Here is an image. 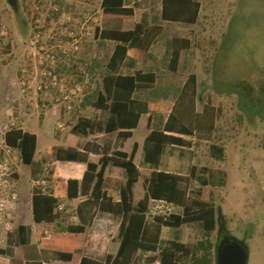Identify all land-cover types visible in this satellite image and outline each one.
I'll use <instances>...</instances> for the list:
<instances>
[{"label": "rangeland", "instance_id": "rangeland-1", "mask_svg": "<svg viewBox=\"0 0 264 264\" xmlns=\"http://www.w3.org/2000/svg\"><path fill=\"white\" fill-rule=\"evenodd\" d=\"M125 1L133 9L131 16L104 14L101 0H17L16 12L7 0H0V203L11 201L9 193L16 194L9 226L5 227L4 212L0 211V249L6 251L0 255V264H18L25 258L27 248L20 244L17 229L20 224L29 226L33 222L29 206L31 193L38 186L36 182L44 181V190L56 196L62 205V210L56 209L57 223L41 225L40 234L57 232L58 222L73 223L72 215L79 200L67 199L66 181L79 178L85 167L56 161L55 149H83L95 140L111 144L114 139V136L95 139L76 135L72 127L80 117L93 118L94 112L84 105V100L101 88L102 74L114 46L111 42L99 43L94 29H130L144 13L151 20L160 9L159 0ZM197 1L200 11L195 24L161 22L164 33L154 47L160 60L147 61L142 66L162 68L161 83L169 87L168 100L172 104L176 103L175 84L190 73L196 75L195 106L198 111L205 105L214 108L216 118L211 131L194 129L186 139L192 146L199 178L208 183L203 187L199 178L190 179L187 191L191 195L197 190H209L207 197L213 200L215 211L224 216L226 226L237 234L242 225L246 264H264V123L258 120L250 125L238 123L233 94L244 86L250 87L255 95L261 88L264 91V0ZM84 23L89 34L83 35L77 51L65 46L64 54L57 45H61L60 41L66 44L71 32H78ZM1 30L6 34L2 35ZM173 36L190 41V47L181 52V67L176 73L168 71L163 63L165 42ZM51 47L54 79L42 75L45 62L40 58ZM138 54L145 56L142 52ZM260 98L264 99V94ZM12 127L34 132L38 138L37 153L29 166L21 162L18 151L8 150L3 143L5 128ZM146 135L144 118L124 146L130 152L134 143L140 145L138 164ZM212 145L224 150L222 159L210 154ZM167 150L175 154L164 155L170 165L185 162L187 151ZM179 152L183 157L177 156ZM97 158L93 156L94 160ZM141 172L142 177L134 187V206L142 196V181L148 174L144 167ZM105 176L106 191L117 197L118 187L124 181L121 170L109 166ZM19 204L25 211L21 216L16 212ZM151 208L156 213L165 210V207ZM114 225L116 233V222ZM216 227L211 235L213 243ZM169 230L174 235L182 230L181 239L186 244H193L201 236L193 224ZM41 235L37 237L40 239ZM163 235L164 242L173 238L169 231Z\"/></svg>", "mask_w": 264, "mask_h": 264}, {"label": "trees", "instance_id": "trees-1", "mask_svg": "<svg viewBox=\"0 0 264 264\" xmlns=\"http://www.w3.org/2000/svg\"><path fill=\"white\" fill-rule=\"evenodd\" d=\"M104 14L131 16L133 9L125 0H101ZM200 11L197 0H161L158 14L151 20L143 14L132 29H95L99 43L114 42L115 46L108 57L105 71L101 78V89L84 100V105L94 101V107L100 111V117H80L72 127V133L88 136L95 133L114 134L113 146H100L87 143L78 150L74 147L56 148V161L78 162L85 164L80 180L66 181V196L72 200L82 197L75 211L80 224L61 227L56 232H48V238L39 245L40 256L49 261L74 262L80 252L82 234L91 220L94 211L121 216L119 225V247L115 254L106 255L104 262L82 256L79 264H146L158 261L160 264H213V242L211 235L216 227V211L213 200L207 197L209 190H197L188 195L187 185L194 178L196 167H192L188 176H181L163 171H152L144 181V195L136 206L132 205L133 186L140 178V172L133 159L137 149L134 144L128 154L118 147L132 136V130L138 125L142 114L149 113L147 126L150 132L144 139V162L157 166L163 149L167 145L187 146L190 143L173 135H190L192 130L211 131L216 118L214 108L203 106L200 113L195 112L197 77L190 73L184 86L179 90L175 104L169 100H160L155 96L142 101L137 91L153 88L156 76L151 71L144 74L121 75L118 69L126 57L127 49L151 57V47L164 33L161 22L195 24ZM190 47L186 38L171 37L165 42L163 63L170 72H177L181 67V52ZM146 84V85H145ZM145 85V86H144ZM153 116V117H151ZM166 119L164 121V117ZM163 131L167 132L164 133ZM4 141L10 148L17 149L24 165L32 163L37 147V136L21 128L12 127L4 134ZM210 154L216 159L224 157V150L218 146L209 147ZM99 154L98 163L88 159L87 152ZM113 166L124 172L125 182L118 187V200L106 191V169ZM203 187L207 180L199 178ZM164 200L180 208L179 212L166 217L155 215L147 224L146 213L149 200ZM31 213L34 223L56 224L58 199L49 192L34 189L31 193ZM193 224L198 227L201 236L193 244L171 242L168 246L159 239L161 227L178 228ZM23 227L18 228L23 236ZM147 252L153 253L143 257ZM6 251L0 249V255ZM12 253V252H11ZM11 258L13 254H10ZM14 263V260H13Z\"/></svg>", "mask_w": 264, "mask_h": 264}, {"label": "crops", "instance_id": "crops-1", "mask_svg": "<svg viewBox=\"0 0 264 264\" xmlns=\"http://www.w3.org/2000/svg\"><path fill=\"white\" fill-rule=\"evenodd\" d=\"M160 1L161 0H159V5H160ZM178 24H184V23H178ZM184 25H190V24H184ZM130 29H132V28H130ZM111 43H113V45L115 46L114 42H111ZM156 44H157V42H156ZM156 44H154L151 47V49H150L151 57H148L146 55L145 56H141L140 54L137 53V50H135L133 48L127 49L126 57L122 61L121 65H120V67L118 69V73L121 74V75H132V76H134L136 74H144V73H147V72H150V71L153 74H155L156 82H155L153 88H146V89H142V90H139V91L136 92L137 96L142 101H145L148 97H151V96H155V97L159 98L160 100H165V99L168 100V96L170 94L169 93V89H168L169 87H167L166 85H163V83H161L162 68L159 67V66L153 65V66H149L147 69H144L143 66H142V64L143 63L145 64L147 61L158 62L160 60V57L154 54V47L156 46ZM114 46H113V49H114ZM113 49H112V51H113ZM112 51H111V53H112ZM111 53H110V55H111ZM186 79L184 81H180V82H177L175 84L174 87H175V90H176L177 94H178L179 90L184 86ZM176 98H177V96L175 97V99ZM196 102H197V99H196ZM93 103H94V101H92V103H90L88 106L94 112V115L92 117L95 118V119H98L100 117V111L97 110L94 107ZM196 106H197V104H196ZM196 106H195V112L196 113H200L201 111H198ZM151 117H153V116H151ZM144 118L146 119V128H147V135H148V133L150 132V128L147 126V122H148V120L150 118V114L149 113H144V114L141 115V117L139 119V122H138V125H139L140 121L143 120ZM165 119H166V116L164 117V121H165ZM138 125H137V127H138ZM135 129L132 130V136L130 138L133 137ZM163 132L167 133L165 131H163ZM31 133H34V132H31ZM173 135L178 136L180 138H183L184 140H186L187 137H188L187 134H181V133H173ZM88 136H92L95 139L97 137H106L107 138L109 136H114V139H113L111 144L101 143L99 140H95L94 141V143L96 145H98V146L101 145L102 147L110 146V145L113 146L114 143H115V139H116V133H114V134L95 133V134H90ZM130 138H128L126 141H124L122 144H120L118 149L129 154L132 151V149H131L130 152H127V151L124 150V146H125L126 142ZM134 144L137 145V149H136L133 161H134L135 165L137 166V168H138V170L140 172V178L142 177V172H141L142 171V167H144V169L148 173L143 178V181H142L143 183L149 177V175H150V173L152 171H163V172H169V173L176 174V175L188 176L190 171H191V168L193 166L196 167L194 165V162H193V159H192V154H191L192 146H190V145H187V146L167 145V146H165L164 149H163L162 155L160 157V161H159L158 165L154 167V166H151L148 163L144 162V159H143L144 158V141H143V145H142V153H141L140 162H139V164L136 163V157L140 154V148L141 147H140V145L138 143H134ZM62 148H67V147H62ZM169 148H171V149L179 148L181 151H187L188 154L185 156V162L180 161V163H177V165H173L172 166V165H170L169 162L164 160V157H165L164 155L168 154L169 157L172 156V155H175L173 152L167 150ZM37 149H38V147H36V152L34 154L32 162L34 161L35 155L37 153ZM78 150H81V149H78ZM87 154H88V159L91 162L98 163L99 158H100L99 154L93 153L92 151L87 152ZM93 156H96L98 158L96 160H94ZM177 156H179L181 158V156L183 157V153L179 152L177 154ZM59 162H68V161H59ZM68 163L81 164V165H83L85 167V164H83V163H78V162H68ZM27 166H29V165H27ZM108 167L106 169V173H107ZM111 167H113V166H111ZM113 168L121 170V169L116 168V167H113ZM83 172H82V174H83ZM121 172L123 174V178H124L123 183H124L125 182L124 172L122 170H121ZM198 172H199V169L196 167V173H195L194 178H193L194 180L199 178L200 174H198ZM81 177H82V175L79 178H70V179L80 180ZM140 178H139V180H140ZM136 183L133 186V195H134V187H135ZM142 189H143L142 196L139 198V200L142 199V197L144 195V187H143V185H142ZM50 194H52V193H50ZM188 195H189V192H188ZM54 197H56V196H54ZM113 198L115 200H118L119 197L117 196V197H113ZM75 200H79V203H80L83 200V198L82 197H78V198L72 199L70 201H75ZM30 201H31V199H30ZM133 201H134V199H132V205L134 206ZM78 204L75 206L74 212H73V215H72L73 223L68 224V225L80 224V220H79V218L77 216V213L75 211V209L78 206ZM58 205H60V202H58ZM16 212L18 213L17 216H21V213H23L25 211L22 210V207L19 204L18 208H16ZM56 212H57V210H56ZM29 215H30V218H31L32 217L31 202H30V206H29ZM115 222L117 224L116 233H115V230H113V228H115V225H114ZM120 222H121V216L120 215L94 211L93 215L91 217V220L88 222V224L85 227V231L82 234H80L82 236V242H81V245H80V252L78 254H76L77 258H76V260L74 262H62V261H55V260L46 261V260L41 258L40 251H39L40 241L42 239L48 238V236H42L40 234V232H39V227L41 225H43V224L48 225L47 223H39V224H37V223H34V221H33L32 224H30L29 226H25L24 224H20L19 227H23V229H24L23 231L24 232H23V236L21 237L19 235V232H18V229H17L18 240H19L20 244H22L24 247L27 248V250H26V253H25L24 260L22 262H18V264H24L25 262H27V264H79V260H80V258L82 256L87 257V258H91V259L99 261V262H104L106 255L109 254V255L115 256V254H116V252L118 250L119 241H120L119 240V236H118V230H119ZM146 222H147V224L151 222V219H148L147 213H146ZM58 223H59L60 227L58 228V230L56 232V235L57 236L64 235V233H60L61 232L60 228L61 227H65L67 225H65L63 222H61V223L58 222ZM182 227H183V225L178 227V228L182 229ZM34 229H37V230L34 231ZM169 229H172V228L161 227V230H160L159 239L162 240L163 242H164V239H166V237L163 235L164 231H169V236L173 237L172 239H168L167 242H164L165 246H168L171 242L184 243L182 241V239H181V237L183 235L182 230H181V232L178 235H174V234L170 233ZM37 235H41L40 239L37 237ZM116 246H117V249H116ZM152 254L153 253H151V252H147L146 254L143 255V257H149ZM4 264H12V263H4ZM139 264H146V263L144 262V260H142L141 263H139ZM151 264H160V263L158 261H154Z\"/></svg>", "mask_w": 264, "mask_h": 264}, {"label": "flooded vegetation", "instance_id": "flooded-vegetation-1", "mask_svg": "<svg viewBox=\"0 0 264 264\" xmlns=\"http://www.w3.org/2000/svg\"><path fill=\"white\" fill-rule=\"evenodd\" d=\"M13 9L15 12L18 10L17 0L16 8ZM212 84L215 88L213 79ZM240 88L233 93L236 100V119L238 123L246 122L250 125L255 120L264 123V99L260 98L264 94L263 89H259L256 92L257 95H255L250 87ZM216 224L213 264H246L247 249L240 231L242 225L238 227L237 234H235L234 229L226 226L224 216L218 211L216 212Z\"/></svg>", "mask_w": 264, "mask_h": 264}, {"label": "built area", "instance_id": "built-area-1", "mask_svg": "<svg viewBox=\"0 0 264 264\" xmlns=\"http://www.w3.org/2000/svg\"><path fill=\"white\" fill-rule=\"evenodd\" d=\"M92 21H93V23H96V20L95 19L92 20ZM87 29L88 28H87V26L85 27V23H84L82 25V27L79 29L78 32H76V33L71 32L72 35L70 36V39L67 41L66 44H64L63 41H60L61 45H57V47L61 48L62 49L61 51L64 54H65V51H64L65 46L69 47V50L70 49H73V51H77L79 45L81 44V40H82L83 35H88L89 34L87 32L88 31ZM83 31H84V34L82 33ZM94 31H95V29H94ZM1 34L2 35L3 34H6V31L5 30H1ZM40 58H42L43 61L45 62V64H44V71L42 72V75L43 76H46V77L51 76V79H54V76L51 73L52 64L54 63V54H53L52 47L50 49H48V50H45L43 52V54H41V57ZM9 129L10 128H5V130L3 132V143H4L5 147L8 148V150L18 151L17 149H13V148L8 147L6 145V143H5V141H4V134ZM44 183H45L44 181H42L41 184H40V182H36V185H38V186H35V187H36V189L41 190V192L46 193V191L42 187L44 185ZM9 195H10L11 201H8V200L4 201L3 200L0 203V211L2 210L4 212V218L6 220L5 227L9 226L10 220L13 217V215H12V213L14 211L13 210V204H14V201L16 200V194L14 192L9 193ZM151 206L159 207V208L165 207V210L161 211L160 213H156V212H153L152 211ZM56 209L62 210V205L61 204L58 205ZM178 209H179V207H177V206H175L172 203H169L167 201L150 199L149 200V208H148L147 216H148V219H151V220H152V218L155 215H161L163 217H166V216H168L171 213H177L176 210H178Z\"/></svg>", "mask_w": 264, "mask_h": 264}, {"label": "water", "instance_id": "water-1", "mask_svg": "<svg viewBox=\"0 0 264 264\" xmlns=\"http://www.w3.org/2000/svg\"><path fill=\"white\" fill-rule=\"evenodd\" d=\"M9 5L12 6V8H16V0H7Z\"/></svg>", "mask_w": 264, "mask_h": 264}]
</instances>
